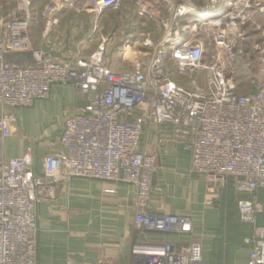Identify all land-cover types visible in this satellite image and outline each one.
Here are the masks:
<instances>
[{"label": "built area", "instance_id": "2783aa9c", "mask_svg": "<svg viewBox=\"0 0 264 264\" xmlns=\"http://www.w3.org/2000/svg\"><path fill=\"white\" fill-rule=\"evenodd\" d=\"M97 17L117 9L120 0H88ZM29 3L24 10L29 17ZM192 8L176 14L181 17ZM188 10V11H187ZM54 11L49 8V15ZM46 12H44L45 14ZM187 14V13H186ZM27 17V18H28ZM197 20L194 31H168L145 61L117 69L103 46L89 57L57 60L33 47L28 19L13 18L0 36V264H38L37 207L74 178L122 183L136 189V229L162 236L158 244L134 246V264H206L201 238L191 218L152 209L157 151L146 149L155 134L157 148L181 144L190 153V174L206 182L215 197L231 186L247 195L237 201L240 222L249 227L247 264H264V225L259 200L264 190V88L239 92L235 43L220 28ZM24 29L15 31L14 23ZM201 23L203 30L198 31ZM210 30V31H209ZM54 86L72 87L85 97L66 110L53 150L35 167L34 149L6 158L3 141L18 122L15 109L50 97ZM258 87L256 95H251ZM170 235H177L172 243Z\"/></svg>", "mask_w": 264, "mask_h": 264}, {"label": "crops", "instance_id": "0c3cea01", "mask_svg": "<svg viewBox=\"0 0 264 264\" xmlns=\"http://www.w3.org/2000/svg\"><path fill=\"white\" fill-rule=\"evenodd\" d=\"M77 2L80 0L50 2L48 6L54 11L48 18L52 22L43 29L41 39L35 36V31H29L33 47L54 59L73 61L89 57L103 46L102 37L91 36L92 31H121L119 25L123 23L116 22L113 13L97 17L91 8L72 11L71 6ZM127 16L139 19L135 12ZM118 17L122 19V14ZM138 27L133 22L122 31H137ZM84 103L85 97L76 89L54 86L48 99L15 109L22 122L3 141L5 157L22 155L31 146L35 167L40 171L44 156L53 151L50 141L61 134L65 111H75ZM145 142L149 152H158L153 210L192 219L194 232L202 240L206 264H247L248 248L230 247V241L224 240L223 200L208 204L215 196L208 192L203 179L190 174V153L178 143L158 149L153 131ZM136 209L135 187L74 178L59 187L53 199L37 207L38 264H134L135 245H154L162 240L157 233L142 234L136 229ZM261 209L264 210L263 205ZM233 211L238 217L237 204ZM169 240L177 243L178 236L170 235Z\"/></svg>", "mask_w": 264, "mask_h": 264}, {"label": "rangeland", "instance_id": "374dc122", "mask_svg": "<svg viewBox=\"0 0 264 264\" xmlns=\"http://www.w3.org/2000/svg\"><path fill=\"white\" fill-rule=\"evenodd\" d=\"M51 1L0 0V36H4L7 26L13 18L28 17L24 10L29 3L28 35L30 36L29 31H35V36L41 39L43 29L45 30L48 23L52 22V19L48 18L53 13L50 15L48 13L51 8L48 5ZM87 1L80 0L71 7L76 11H84L90 8ZM183 8L192 9L185 12L183 16L176 17V14L183 11ZM91 11L93 12V10ZM44 12L46 13L44 14ZM106 12L116 15L115 21L123 23V25H119L122 29H126L129 23L137 22L139 24L137 31H122L121 29V31H92L91 33V36L96 38H98V34L100 38L102 37L101 43L107 52V58L109 57L114 62L117 69L130 68L136 61L146 60V55L154 47L146 49L142 45L147 38H151L155 45L170 30L194 31L197 20L207 22L205 20L210 17L228 14L225 23L220 28L229 32L232 39H236L234 48L235 76L239 82V92L246 93L252 84L264 88V0H120L117 9L104 13ZM134 12L139 16L137 21L127 16ZM119 14H122V19L118 17ZM198 25H200L197 27L198 31H206V29L203 30L201 23ZM17 116V124L20 125L21 117ZM224 198L225 195L221 197V201ZM223 215L225 242L227 243L231 239L229 229L239 233L238 242L241 238L244 239L248 234V228L241 225L242 223L233 209L226 208Z\"/></svg>", "mask_w": 264, "mask_h": 264}, {"label": "trees", "instance_id": "16d2710c", "mask_svg": "<svg viewBox=\"0 0 264 264\" xmlns=\"http://www.w3.org/2000/svg\"><path fill=\"white\" fill-rule=\"evenodd\" d=\"M239 198H245V195L236 193L234 187L231 186L229 191H228V194L225 196V198L223 200V205L227 209L229 208V210H231V209H233L234 204L235 205L237 204V201H238ZM259 200H260V202H262V204L264 206V190L260 191ZM237 208H238V206H237ZM237 218H239V213H238V217ZM230 219H232V214H231V216L229 218V222H230ZM258 221H259L260 224L264 225V210L258 215ZM241 225L247 226V225H245L243 223ZM247 228H248V234H249V227L247 226ZM228 232H229V235L231 236V239L228 240V242L230 241L228 243L229 244L228 246H230V247H234V246L247 247V245L244 242L245 237H244V239L241 238V240L238 242V240L240 238L239 237V233H236V232H234L231 229H229Z\"/></svg>", "mask_w": 264, "mask_h": 264}, {"label": "bare ground", "instance_id": "6f19581e", "mask_svg": "<svg viewBox=\"0 0 264 264\" xmlns=\"http://www.w3.org/2000/svg\"><path fill=\"white\" fill-rule=\"evenodd\" d=\"M237 5H239V2H237ZM236 6V5H235ZM226 16H228V14H225ZM225 15H224V17H225ZM230 15V14H229ZM206 18V17H205ZM209 20V21H208ZM205 21H208L207 23H210V24H213V23H215L216 21H217V17H210V18H208L207 20H205ZM23 30L24 29V26H23V24H21V23H19V22H16V23H14V30L15 31H20V30Z\"/></svg>", "mask_w": 264, "mask_h": 264}, {"label": "water", "instance_id": "95a60500", "mask_svg": "<svg viewBox=\"0 0 264 264\" xmlns=\"http://www.w3.org/2000/svg\"><path fill=\"white\" fill-rule=\"evenodd\" d=\"M257 92H258V87H254L253 89H252V91H251V95H256L257 94Z\"/></svg>", "mask_w": 264, "mask_h": 264}]
</instances>
